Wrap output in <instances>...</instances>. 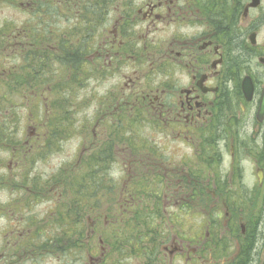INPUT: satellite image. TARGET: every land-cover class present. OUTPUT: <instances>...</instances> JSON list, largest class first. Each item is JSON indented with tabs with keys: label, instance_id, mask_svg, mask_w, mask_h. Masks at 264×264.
I'll return each mask as SVG.
<instances>
[{
	"label": "flooded vegetation",
	"instance_id": "1",
	"mask_svg": "<svg viewBox=\"0 0 264 264\" xmlns=\"http://www.w3.org/2000/svg\"><path fill=\"white\" fill-rule=\"evenodd\" d=\"M54 4L50 20L62 29H49V85H63L69 98L80 90L79 125L61 116L54 118L62 127L47 124L36 108L14 128L1 114L0 191L9 174L21 182L25 149L32 155L62 128L77 139L66 168L80 169L82 198L95 205L88 217L61 193L39 201L41 190L31 188L27 203L15 196L30 210L11 211L20 216L2 223L0 264L14 255L60 261L59 250L64 264H79L87 250H72L89 234L98 240L90 264H264V0ZM24 38L17 35L16 54L37 53ZM33 62L35 78L40 61ZM139 215L151 225L145 243L120 251L107 219ZM77 232L80 244L71 241Z\"/></svg>",
	"mask_w": 264,
	"mask_h": 264
},
{
	"label": "rangeland",
	"instance_id": "2",
	"mask_svg": "<svg viewBox=\"0 0 264 264\" xmlns=\"http://www.w3.org/2000/svg\"><path fill=\"white\" fill-rule=\"evenodd\" d=\"M28 2H31V0H0V28L3 27L4 29L10 26L12 28L10 29L12 30L10 31L11 38L17 37V34L20 35L18 33L19 29L33 30V26H35L39 16H40L39 22L44 20L47 25L51 23L50 30L52 28V25L54 26V24L56 25L57 33L59 32L60 29H62V26L60 25L58 21H56L53 24V20H50L49 12L51 11V9L47 10L48 13H45L43 9L42 10L40 9L39 13L35 15V11L31 10L32 9L31 3L30 5H28ZM27 7H28V10H27ZM40 30H41V34H43L44 27L40 28ZM32 40L34 41L33 38ZM12 42H14V40ZM24 44H25V47L28 46L27 40L24 42ZM48 44H50V38H49ZM43 48L46 50L48 48V45L46 44L43 45ZM17 50L18 49L14 46V44H11V45L6 44L5 47L4 46L0 47V76H1L0 78V83H1L0 85V115L4 114V112L7 111L8 125L11 126L13 124L14 128L16 127L15 121L19 119L22 114L25 113L26 115V112L23 111V108L26 106V103H24V100L20 103V100L15 97V94H11L9 90H7L6 79L10 75V72L12 71V67L14 66L18 67L22 64L24 65L34 64L35 65L33 61L25 60L26 53L24 55L16 54L15 52ZM44 60L46 61V59ZM46 73H47L46 68H44L43 70H40L39 68V72L37 73V75L40 76L39 78L41 82L45 80L44 76ZM27 75H28V70L25 67H23L21 77H25ZM47 88H48L47 86L44 87V89H47ZM46 96H47V93H46ZM11 103L18 104V107L16 108L12 107ZM71 108H72L71 110L73 114H75L74 109L76 107L72 106ZM80 116H81V113L79 114L78 118ZM76 144H77V139L74 137L63 138L58 148H55L54 150L50 149V150L42 151L41 153L37 154L36 156H38L39 159L36 160L34 163L26 166L25 168L26 171L23 172V176L27 177L28 180L30 181L34 179H38L40 184L42 182H45L48 178L59 173L60 170L62 169L61 167H63L64 163L67 162L70 157L73 158L76 155V152H75ZM63 174L64 173H62V175ZM8 177L10 180H12L11 177L13 176L9 174ZM19 177L21 180L22 177L21 176ZM77 180H78V176H74L72 183H75V181ZM67 190L70 191V187L68 183H67ZM6 194L15 195V192L13 190H8V189L4 190L3 192H0V204H2V202H5L4 200L6 198ZM43 209H44V205H40V206H37L34 210L40 211ZM12 210H15V207H12ZM1 224L2 222L0 219V225ZM13 259L14 261L11 260V257L8 256L6 264H33V263L25 262V259L23 256L19 257L18 255H14ZM55 263H56L55 258H52V259L47 258L43 260L42 259L37 260L35 261L34 264H55Z\"/></svg>",
	"mask_w": 264,
	"mask_h": 264
},
{
	"label": "trees",
	"instance_id": "3",
	"mask_svg": "<svg viewBox=\"0 0 264 264\" xmlns=\"http://www.w3.org/2000/svg\"><path fill=\"white\" fill-rule=\"evenodd\" d=\"M30 3L32 6L31 10L35 11L34 5H37V7L39 9V10L36 9L35 15L39 13L40 9L41 10L43 9V11L45 13H48L47 10L51 9V11L49 13H52L53 7H56L54 4V0H31V2H28V5H30ZM27 10H28V7H27ZM40 27L41 28L44 27V31L42 34V35H44V38L35 37V35H39V33H41V31H37ZM10 29H12L10 26H8L4 29H3V27L0 28V47H3V46L5 47L6 44L12 43V41H11L12 39H10V37H11L10 31H12V30H10ZM23 33H24V36H28L30 40H32V35H34L33 39H34L35 45L43 46V45L49 43V39H48L49 25H47L44 20H42L40 22V24L39 23L37 24L36 30H34V29L33 30H25ZM30 53L34 54V55L28 54V56H25L26 61H27V59L31 60V61H33V59H37L39 61L42 59H46L45 63L42 64V66L40 65V70H43L44 68H46V69L49 68L47 51H43V53H42V51L39 50L38 54L36 52H33V53L30 52ZM26 69L28 71L31 70L30 67H28ZM38 72L39 71L37 70V73ZM8 77H9L8 79H10V80L6 84V87L11 94H17V95L27 96L30 92H35L36 90H38V91L41 90L42 88L40 87V85L41 86H47L50 83L49 72H47L45 74V76H44L45 80L40 82V85L37 83L38 81H40V78H39L40 76L36 78V74H35V78L33 77L32 74H28L26 79H24L23 77H21L18 74H13V75H10ZM31 87H34V88H31ZM53 92L55 93L54 104L48 103L46 105H43L41 108H39V113L37 111V114L39 116L45 115L46 119H49V121L51 122V125H52L53 121H55L56 124L60 123L61 127H62V123L57 120L58 118H54V116H56V117L61 116L62 118L69 119L72 122V123L69 122L70 126L73 127L74 130H77L76 124L79 123V121L77 120V117L79 116L80 113H82V106L76 107L74 109L75 114H73V112L71 110L72 108L68 107V102L69 103L73 102L71 104V106H75L76 105V103H74L75 97H74V99L69 101L71 98L67 97V95H66L67 92L65 91L63 85H56ZM34 111H35V109H34ZM51 114H53V116ZM50 117H52V118L50 119ZM56 130L60 132L64 129L56 128ZM9 140H11L10 136H9ZM59 173L60 174L57 173L58 175L56 174L57 176L55 175L50 180L63 179V184H62V186H60V188H67V183L69 182L70 176L72 175V171H70V176L65 175L64 169H61ZM62 173H64V174L62 175ZM66 178H68L67 182H66ZM68 184H69V187L72 189V192H71L72 196L75 197L77 194L73 190V188L75 187V183L71 182ZM49 185H51V183ZM11 203L13 204V207H15V209L18 212H21L23 209H27V207H20L18 199H13L11 201ZM8 205L10 206V203H8ZM139 219H142V218H137L136 221H138ZM146 223H147V219L144 218V216H143V219L140 222V226H132L131 225L133 228L131 227L129 229H124V230L119 229V231H116L115 234L111 233L108 236L110 239L113 238L116 241V243H119L117 241L123 242V243H119L120 244L119 246L121 249L120 251H123L122 245L125 243H127V244H129L131 242H136V243H141V244L145 243V241L143 240L145 235L141 234L142 230H140V229H141V227H144L145 226L144 224H146ZM156 236L158 237V235H156Z\"/></svg>",
	"mask_w": 264,
	"mask_h": 264
}]
</instances>
